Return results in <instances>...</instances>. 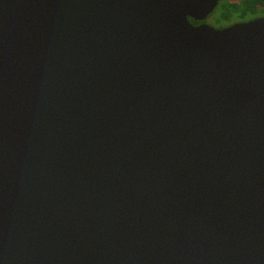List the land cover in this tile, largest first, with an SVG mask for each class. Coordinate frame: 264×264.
Segmentation results:
<instances>
[{"label":"water","instance_id":"water-1","mask_svg":"<svg viewBox=\"0 0 264 264\" xmlns=\"http://www.w3.org/2000/svg\"><path fill=\"white\" fill-rule=\"evenodd\" d=\"M219 3L0 0V264H264V17Z\"/></svg>","mask_w":264,"mask_h":264},{"label":"trees","instance_id":"trees-1","mask_svg":"<svg viewBox=\"0 0 264 264\" xmlns=\"http://www.w3.org/2000/svg\"><path fill=\"white\" fill-rule=\"evenodd\" d=\"M218 9L214 24L224 28L234 23L264 17V0H220ZM191 22L194 25L201 24L192 19Z\"/></svg>","mask_w":264,"mask_h":264},{"label":"rangeland","instance_id":"rangeland-1","mask_svg":"<svg viewBox=\"0 0 264 264\" xmlns=\"http://www.w3.org/2000/svg\"><path fill=\"white\" fill-rule=\"evenodd\" d=\"M218 8H219V6H218L217 9L215 10L214 15L211 16L210 18H208V19L205 21V23H207L208 25H211V26H213V27H215V28H219L218 25H215V24H214V18H216V17L218 16V11H219ZM234 24H235V23H234Z\"/></svg>","mask_w":264,"mask_h":264}]
</instances>
